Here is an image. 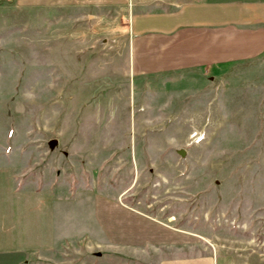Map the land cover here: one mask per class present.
<instances>
[{"label":"rangeland","instance_id":"374dc122","mask_svg":"<svg viewBox=\"0 0 264 264\" xmlns=\"http://www.w3.org/2000/svg\"><path fill=\"white\" fill-rule=\"evenodd\" d=\"M54 2L0 0V214L16 198L24 236L54 212L29 264H264V57L141 79L131 2L92 28Z\"/></svg>","mask_w":264,"mask_h":264},{"label":"crops","instance_id":"0c3cea01","mask_svg":"<svg viewBox=\"0 0 264 264\" xmlns=\"http://www.w3.org/2000/svg\"><path fill=\"white\" fill-rule=\"evenodd\" d=\"M57 1L54 3L67 7L66 13H79L75 22H82L86 27L88 22L100 24L104 18L112 23L124 22L120 17L122 10L131 2L133 13L137 8V18L133 19L132 14L121 36L127 46L129 71L141 79L168 74L204 75L219 66L264 57V0ZM88 12L93 15L89 17ZM85 17L88 22L82 20ZM21 186L30 187L24 183ZM30 189L39 190L38 186ZM44 189L40 192H45ZM7 199L0 214V264L53 259L50 217L54 212L50 199H37L34 229L24 236L16 234V198ZM212 258L210 254L168 257L156 264H216Z\"/></svg>","mask_w":264,"mask_h":264},{"label":"water","instance_id":"95a60500","mask_svg":"<svg viewBox=\"0 0 264 264\" xmlns=\"http://www.w3.org/2000/svg\"><path fill=\"white\" fill-rule=\"evenodd\" d=\"M56 144H57V140H56V139H51V140L49 141V146H50V148H52V149L56 146ZM179 153H180V154H183L184 151H183V150H180Z\"/></svg>","mask_w":264,"mask_h":264}]
</instances>
